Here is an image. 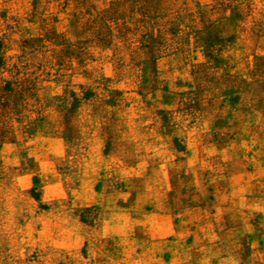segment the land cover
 I'll return each mask as SVG.
<instances>
[{
	"label": "crops",
	"instance_id": "0c3cea01",
	"mask_svg": "<svg viewBox=\"0 0 264 264\" xmlns=\"http://www.w3.org/2000/svg\"><path fill=\"white\" fill-rule=\"evenodd\" d=\"M6 47L2 34L5 67ZM263 92L230 87L220 106L170 119L160 108L154 144L126 151L101 143L85 112L58 130L32 117L42 107L0 97V264H197L216 239L263 238Z\"/></svg>",
	"mask_w": 264,
	"mask_h": 264
},
{
	"label": "rangeland",
	"instance_id": "374dc122",
	"mask_svg": "<svg viewBox=\"0 0 264 264\" xmlns=\"http://www.w3.org/2000/svg\"><path fill=\"white\" fill-rule=\"evenodd\" d=\"M2 34L1 102L42 107L32 117L44 113L58 130L85 112V127L123 151L154 144L160 108L170 119L220 106L230 87L264 85V0H0ZM252 235L238 248L216 239L197 264H264V237Z\"/></svg>",
	"mask_w": 264,
	"mask_h": 264
},
{
	"label": "built area",
	"instance_id": "2783aa9c",
	"mask_svg": "<svg viewBox=\"0 0 264 264\" xmlns=\"http://www.w3.org/2000/svg\"><path fill=\"white\" fill-rule=\"evenodd\" d=\"M2 86V80H1V78H0V87Z\"/></svg>",
	"mask_w": 264,
	"mask_h": 264
}]
</instances>
